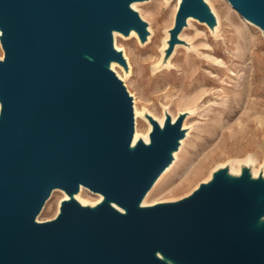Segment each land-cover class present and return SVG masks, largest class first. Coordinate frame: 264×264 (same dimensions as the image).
Returning a JSON list of instances; mask_svg holds the SVG:
<instances>
[{"label":"water","instance_id":"obj_1","mask_svg":"<svg viewBox=\"0 0 264 264\" xmlns=\"http://www.w3.org/2000/svg\"><path fill=\"white\" fill-rule=\"evenodd\" d=\"M133 1L0 0V264H264V170L220 164L183 197L140 204L185 115L146 117L148 142L132 145L133 98L108 65L128 72L113 31L148 40ZM227 2L264 36V0ZM189 16L212 31L206 2L180 0L161 65ZM80 186L101 200L72 198ZM53 190L70 197L38 221Z\"/></svg>","mask_w":264,"mask_h":264},{"label":"rangeland","instance_id":"obj_2","mask_svg":"<svg viewBox=\"0 0 264 264\" xmlns=\"http://www.w3.org/2000/svg\"><path fill=\"white\" fill-rule=\"evenodd\" d=\"M205 1L216 17L215 33L193 20L180 32L187 45L179 42L166 65L159 61L168 46L166 31L178 0L139 2L136 11L149 23L148 40L140 42L134 32L128 37L116 34L128 72L121 65L114 70L136 98L140 138L150 129L146 118L150 114L162 117L167 107L177 115L186 97L199 95L194 111L185 118L186 138L182 137L174 162L141 205L183 197L220 164L229 163L234 172L242 163H249L258 174L264 170V36L227 0ZM62 196V191H54L38 219L53 218ZM79 200L92 205L101 197L85 191Z\"/></svg>","mask_w":264,"mask_h":264},{"label":"bare ground","instance_id":"obj_3","mask_svg":"<svg viewBox=\"0 0 264 264\" xmlns=\"http://www.w3.org/2000/svg\"><path fill=\"white\" fill-rule=\"evenodd\" d=\"M204 2H206L205 0H203ZM139 2L140 1H133V2H131L130 3V7L133 9V10H136V7L138 6V4H139ZM179 2H180V0H178V3H177V5H176V8H175V10H174V14H175V12H176V10H177V8H178V5H179ZM208 4V3H207ZM213 5V4H212ZM209 9H210V11H211V13L213 14V16H214V19L216 18L215 17V14H214V12L212 11V7L209 5ZM139 16H140V18L141 19H143L144 17H143V15L141 14V13H139ZM193 20H195L196 22H199L198 21V19H196V18H193V17H191V16H189V17H187V19H186V26L187 25H189V24H191V22L193 21ZM249 22V21H248ZM250 24H252V25H254V26H256L254 23H252V22H249ZM173 26V22H172V24L170 25V27H172ZM186 26H184L183 27V29L181 30V33H183V31H184V29H185V27ZM213 26H214V24H213ZM152 29V28H151ZM131 32H134L133 30H130V33ZM119 32H117V31H113V45H114V48L117 50V51H119V52H121V53H123V56H124V58L125 59H127L126 58V54H125V52H124V50H123V47L122 46H120L119 44H118V41H117V37H116V34H118ZM180 33V34H181ZM178 35V38H180V36L181 35ZM166 36H168V38H169V34L168 33H166ZM167 38V39H168ZM200 47H202V45H200V46H198L197 48H200ZM163 49V48H162ZM116 65H121V64H119L118 62H116V61H114V60H111L110 62H109V68L118 76V74H117V72H116V70H114V67L116 66ZM122 66V65H121ZM117 69V68H116ZM243 73H241V75H242ZM119 77V76H118ZM122 80V79H121ZM124 82V81H123ZM125 86H126V84H125ZM126 88H127V86H126ZM127 90H128V88H127ZM128 92H129V94L132 96V98H133V112H134V120H135V125H134V133H133V139H132V145L140 138L139 137V134H138V123H137V119H136V116H135V113H136V105H135V103H136V98L133 96V94L128 90ZM238 94V93H237ZM198 97H199V95H194V96H189V97H186L184 100H183V105H181V107H182V109L181 110H179L178 111V114H183V115H185V118H186V116L191 112V111H194V108H192V106H194L195 105V102L197 101V99H198ZM196 107V106H195ZM239 107V106H238ZM146 112H148L147 110H145ZM149 114V113H148ZM167 114H169V115H171V117H172V120H175V118L177 117V115H172V113L169 111V109L167 108V107H165V109H164V111H163V115H162V117H157L156 115H154V114H150V117H152L153 119H155L160 125H162L163 124V121H164V119H165V115H167ZM146 115H147V113H146ZM185 118H184V121H183V124H182V127H183V129H184V126H185ZM186 128V127H185ZM184 131L186 132V130L184 129ZM185 136H186V134H184ZM184 137V136H183ZM146 143L148 142V136H146V137H143L142 138ZM181 139L182 138H180V140H179V144H180V142H181ZM183 141V140H182ZM179 149V148H178ZM174 153H175V151H173L172 152V154H173V156H174ZM175 157V156H174ZM172 162H174V161H172ZM173 164V163H172ZM169 165H171V164H169ZM168 165V166H169ZM166 167L162 172H161V174L159 175V177L158 178H161L160 176L162 175V174H164V172L167 170V168L168 169H170V167ZM167 172V171H166ZM157 178V179H158ZM158 182V181H157ZM151 189H152V187L147 191V193L144 195V197L142 198V200H141V202L144 200V198H145V196L147 195V194H149V192L151 191ZM54 191H56V190H53L51 193H50V196H49V198L47 199V201L48 200H50V198H53V193H54ZM59 191H61V190H59ZM85 191H89L86 187H83V186H80L79 187V190H78V192L77 193H75V194H73V195H71V197L72 198H75L76 200H78V201H80L79 200V198H80V196L85 192ZM90 192V191H89ZM101 198H102V196L100 195V194H98ZM70 196H68L67 194H65L64 192H63V196L61 197V199H60V201H59V204H60V202L62 201V200H64V199H68ZM46 201V202H47ZM46 202H45V204H44V206L42 207V209H41V212H43L44 211V209H45V205H46ZM81 202V201H80ZM82 203V202H81ZM143 203H145V202H143ZM83 204V203H82ZM91 205V204H90ZM58 211H59V207H58V210H57V212H56V214L58 213ZM40 212V213H41ZM55 214V215H56ZM37 220L38 221H40L39 219H38V217H37ZM260 221L262 222V221H264V216L260 219Z\"/></svg>","mask_w":264,"mask_h":264}]
</instances>
